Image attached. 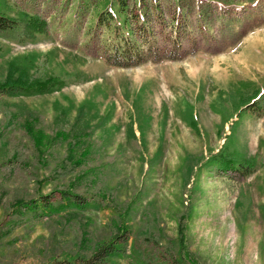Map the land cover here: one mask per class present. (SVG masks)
<instances>
[{"label": "rangeland", "instance_id": "1", "mask_svg": "<svg viewBox=\"0 0 264 264\" xmlns=\"http://www.w3.org/2000/svg\"><path fill=\"white\" fill-rule=\"evenodd\" d=\"M143 3L155 43L178 53L115 67L100 58L108 30L92 27L99 4L0 0L48 22L33 42L0 38V83H65L0 94V263L113 241L107 264H264V113L243 111L264 89V0ZM218 154L255 171L224 173Z\"/></svg>", "mask_w": 264, "mask_h": 264}, {"label": "trees", "instance_id": "2", "mask_svg": "<svg viewBox=\"0 0 264 264\" xmlns=\"http://www.w3.org/2000/svg\"><path fill=\"white\" fill-rule=\"evenodd\" d=\"M93 6L99 4L94 28L107 29L110 34L108 44H104L100 58L108 65L115 67H133L147 60L156 63L162 59L174 58L180 46L177 41L171 42L170 49L160 48L146 24V5L143 0H87ZM238 8L240 6H237ZM175 19V18H174ZM158 24L161 25L160 20ZM48 33V22L39 14L20 13L11 17L0 12V38L14 43L33 42L39 35ZM161 38L168 40L161 31ZM169 43V40H168ZM63 80L37 78L15 79L0 83V94L32 95L46 93L61 87ZM243 111L253 114L264 113V89L255 92L244 104ZM213 167L224 173L237 172L240 176L250 175L255 171V158L237 159L218 154L209 158ZM79 202V201H77ZM117 245L113 241L99 246L89 257L62 259L44 264H107V258L115 253ZM3 264V263H0Z\"/></svg>", "mask_w": 264, "mask_h": 264}]
</instances>
